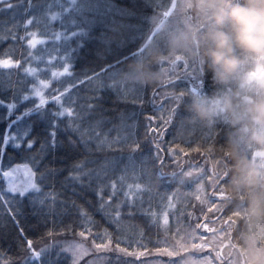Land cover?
<instances>
[{"label":"trees","instance_id":"16d2710c","mask_svg":"<svg viewBox=\"0 0 264 264\" xmlns=\"http://www.w3.org/2000/svg\"><path fill=\"white\" fill-rule=\"evenodd\" d=\"M8 3L11 8L4 6ZM174 3L172 14L151 36ZM182 3L4 0L0 4V58L8 54L21 61L18 69L0 68L3 264H72V256L60 243L78 240L81 212L87 213L96 230L108 231L129 252L90 250L81 263L101 256L105 264H138L146 251L157 250L152 261L178 264L196 255L208 257L209 248H214L224 254L215 263L224 264L237 253L248 264L250 249L241 238L244 198H234L226 190L228 161L222 148L228 126L218 121L177 128L185 115L179 94L211 91L194 60L179 54L167 58L164 30L179 18ZM29 17L36 18L29 30L45 40L31 49L40 59L28 57L29 49L19 39ZM57 49L59 55H69V77L51 76L53 70L62 71L58 59L48 63L49 54L57 56ZM152 51L165 57L154 65L161 73L159 81L127 87V65L147 61ZM26 60L50 81L46 92L71 86L63 107L72 108V116L57 103L38 106L30 88L34 75L26 76L22 70ZM154 91L159 94L155 100ZM7 111L16 114L12 121L11 113L4 118ZM152 115L157 124L165 125L158 149L155 134L149 132L147 117ZM250 158L264 169V152L252 150ZM16 165L32 168L36 190L26 194L5 190L1 173ZM127 187L134 191L129 202L124 198ZM110 196L111 203H105ZM116 205L120 215L113 219L110 210ZM206 239L211 240L208 247L202 243ZM254 247H264V239Z\"/></svg>","mask_w":264,"mask_h":264},{"label":"clouds","instance_id":"9594fccd","mask_svg":"<svg viewBox=\"0 0 264 264\" xmlns=\"http://www.w3.org/2000/svg\"><path fill=\"white\" fill-rule=\"evenodd\" d=\"M167 58L179 54L194 60L211 91L180 93L185 115L177 128L228 126L222 152L226 156V190L243 197L241 238L249 264H264V169L253 163L252 150L264 152V0H183L180 16L164 30ZM127 65L124 83L138 88L159 81L154 67L165 58L159 52Z\"/></svg>","mask_w":264,"mask_h":264},{"label":"snow or ice","instance_id":"6c2138e0","mask_svg":"<svg viewBox=\"0 0 264 264\" xmlns=\"http://www.w3.org/2000/svg\"><path fill=\"white\" fill-rule=\"evenodd\" d=\"M0 4H4V0H0ZM5 7L11 8L12 4H4ZM36 20L35 17H29L26 19V21L23 24V27L25 29L24 34L19 36V39L26 43L29 51L27 53L28 57H31L33 59H40L38 56H34L31 49L35 48L37 43H43L44 41L41 39H38L37 32L36 31H30L29 26L33 23V21ZM9 32H12V28H8ZM15 38V37H14ZM56 39L59 40L60 36L57 35ZM57 51V56H52L49 54L48 56V63L51 65V62L53 59H58L61 61L60 68H62V71L59 70H53L51 72V76L53 78L57 77L58 75H67L68 77L72 75L71 73V63L68 53H64L63 55H59V49ZM27 65V66H26ZM21 67V61L18 59H14L11 55L3 54V58H0V68L2 69H12V68H20ZM23 72L26 76L28 75H35L36 73L42 71V69L39 68H33L31 63L26 60L24 62ZM63 81H57V83L60 85ZM39 83L44 87L48 88L50 81L47 79H40ZM30 88H34V85H30ZM71 90V86H65L63 88L55 87L51 88L50 92H44L42 90H35L34 95L38 100V106H46L49 102L57 103L62 106V111L64 114L68 116L73 115V109L70 107H63L64 97L67 95V93ZM159 94L157 92H153V97L155 100V97ZM156 111V109H155ZM149 121V132L153 135V144L156 149L159 148L158 144V138L159 136L163 135V129L165 127L164 124H157V117L155 115L147 117ZM166 123V122H165ZM133 188H128L125 191V202H129V198L133 196ZM111 196L105 201V203H111ZM113 219H118L120 215L119 211V205H116L111 210ZM81 216L83 218V222L79 229L75 232V237L78 238L76 245L73 249L68 250L72 256V264H78L77 257L80 255L81 252L86 250H92L95 252H106V251H116L123 254H129L128 250L121 247V244L117 240L116 242L113 241L112 235L106 231V230H96L93 224V221L87 216V213L81 212ZM115 244V247L113 248L112 245ZM28 247L29 250L36 254V250L31 247V241H28ZM79 249L80 251L77 252L76 249ZM0 264H3V257H0Z\"/></svg>","mask_w":264,"mask_h":264},{"label":"rangeland","instance_id":"374dc122","mask_svg":"<svg viewBox=\"0 0 264 264\" xmlns=\"http://www.w3.org/2000/svg\"><path fill=\"white\" fill-rule=\"evenodd\" d=\"M174 7H175V3L173 4L170 11L164 15V18L159 23V25L154 29L151 36L156 31H159L161 29V27L165 23L166 19L172 14ZM43 41L45 42L44 39H43ZM38 44L39 43H37V45ZM39 75H40L39 72L34 75L33 95H34L35 90H42V91L46 92V89H47V88H44L39 83L40 79H44ZM33 98H35V95L33 96ZM8 114H10V116L8 118V120H10V121H12V119L14 117H16V114L14 112L7 111V112H5L4 118ZM1 177L4 178V183H5L4 187H5V190L8 192L26 194L28 192H31V191H34L37 189V184H36L34 172H33L32 168L28 165H16V166L12 167L10 170H8L7 172L1 173ZM207 228H208V226L203 227V229H207ZM217 239L218 238L215 237L212 240H217ZM72 240H75V239H72ZM76 243H77V240L71 241V240L67 239L65 242L62 241L60 243V245L63 247V249L68 254H70L72 256V254L68 250L73 249L74 246L76 245ZM202 243H204L206 245V247H208L211 244V240L206 239V241H204ZM209 249L210 250H208V255L210 256L211 260L208 258L209 256L204 257L202 255V257H196V256H198V255H196L195 257L188 258L187 261H184V262L182 261L183 263L180 262L178 264H209L207 262V259L211 262V264H218L215 262L222 260V257L224 255L223 252L221 250L218 251L217 249H215V251H213L214 248H209ZM76 251L79 252L80 250L77 248ZM89 252H90V250H86V251H83L80 253V255L77 257L78 264H105L104 258H102L101 256H97V257L88 259L86 262L81 263V259L84 256H86ZM145 253H146L145 254L146 256H144V260L138 264H167V263H163L162 261H160V262H156V260L152 261L153 256L158 255L157 250H150L149 252L146 251ZM150 253H155V254H150ZM174 254H175V257L180 256V255L178 256L176 253H174ZM72 258H73V256H72ZM169 264H171V263H169ZM175 264H177V262H175ZM224 264H244V262H242L241 257L237 253H235V254H232L227 260H225ZM248 264H249V262H248Z\"/></svg>","mask_w":264,"mask_h":264}]
</instances>
